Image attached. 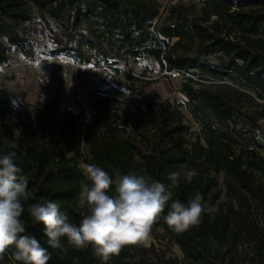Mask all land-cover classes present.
<instances>
[{
    "label": "trees",
    "instance_id": "16d2710c",
    "mask_svg": "<svg viewBox=\"0 0 264 264\" xmlns=\"http://www.w3.org/2000/svg\"><path fill=\"white\" fill-rule=\"evenodd\" d=\"M161 8L160 0H0V65L11 51L34 60L43 48L33 34L40 33L53 55L79 65L151 57L166 75H183L184 103L157 100L147 90L151 81L129 72L124 91H92L83 129L80 109L64 107L60 91L35 105L24 91L0 86V155L16 151L22 162L28 177L22 219L48 248V264L77 258L102 264L91 247L52 249L44 226L27 212L31 204L53 201L78 225L87 211L78 206L87 163L113 178L136 172L166 185L178 171L174 198L204 197L199 226L176 233L165 209L152 227L162 228L181 258L139 244L108 264H264V144L254 135L264 128V0L179 1L165 14ZM127 100L133 110L125 109ZM192 169L198 175L189 183L183 172ZM13 251L3 264H13Z\"/></svg>",
    "mask_w": 264,
    "mask_h": 264
},
{
    "label": "clouds",
    "instance_id": "9594fccd",
    "mask_svg": "<svg viewBox=\"0 0 264 264\" xmlns=\"http://www.w3.org/2000/svg\"><path fill=\"white\" fill-rule=\"evenodd\" d=\"M9 144L12 149L17 147L15 141ZM21 164L16 151L0 155V264L10 248L14 249L13 264H48V248L28 232L22 219L25 206L21 198H27L28 177ZM83 174L87 182L81 184L78 206L87 211L78 225L53 201L27 207L31 221L44 226L48 245L63 253L91 247L94 256L108 264L125 247L142 244L165 209L164 220L176 233L199 226L206 210L200 192L186 203L174 198L172 189L179 187L181 180L178 171L168 175L170 185L136 172L113 178L95 163L84 164ZM197 175L194 169L183 172L189 183ZM73 264H79L78 258Z\"/></svg>",
    "mask_w": 264,
    "mask_h": 264
},
{
    "label": "rangeland",
    "instance_id": "374dc122",
    "mask_svg": "<svg viewBox=\"0 0 264 264\" xmlns=\"http://www.w3.org/2000/svg\"><path fill=\"white\" fill-rule=\"evenodd\" d=\"M160 1L162 3L161 12L165 14V9L171 3L181 1L190 4L194 0ZM199 7L200 5H198ZM33 39L37 40V43L43 48L41 52L37 53L34 60H30L11 51L9 61L0 65V86L4 85L16 91H24L27 99L35 105H43L48 98L60 91V100L64 107L80 109L81 129L92 116L91 92L101 90L117 94L124 91L127 83L126 73L128 72L137 76L139 82L140 80L151 81L147 90L157 100H170L177 103H184L186 100V96L179 91L183 75L177 72L166 75L160 71L158 62L151 57L141 58L137 61L120 60L113 65L93 59L91 63L79 65L64 56L53 55L50 48L45 46L48 42L46 36L40 33L33 34ZM115 67L118 68V71L115 70ZM124 107L126 110L134 109L130 100L125 102ZM182 109L186 112V120L192 125V129L196 130L197 127L186 108L182 106ZM152 243L160 253L164 251L167 256L182 257L179 247L169 242L162 228L152 230L142 245L150 246ZM150 256L154 260L157 258L153 252H150Z\"/></svg>",
    "mask_w": 264,
    "mask_h": 264
},
{
    "label": "built area",
    "instance_id": "2783aa9c",
    "mask_svg": "<svg viewBox=\"0 0 264 264\" xmlns=\"http://www.w3.org/2000/svg\"><path fill=\"white\" fill-rule=\"evenodd\" d=\"M151 29L154 30L153 27ZM254 135H255V138L258 141H260V142H262L264 144V128H258V129H256Z\"/></svg>",
    "mask_w": 264,
    "mask_h": 264
}]
</instances>
